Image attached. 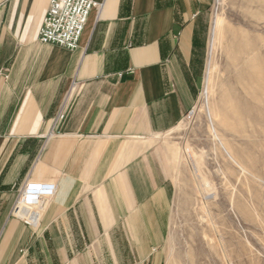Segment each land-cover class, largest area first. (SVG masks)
<instances>
[{"label": "crops", "instance_id": "1", "mask_svg": "<svg viewBox=\"0 0 264 264\" xmlns=\"http://www.w3.org/2000/svg\"><path fill=\"white\" fill-rule=\"evenodd\" d=\"M97 2L69 51L38 41L51 0H0V264H165L153 138L197 101L210 0ZM27 182L57 190L33 226L12 215Z\"/></svg>", "mask_w": 264, "mask_h": 264}, {"label": "rangeland", "instance_id": "2", "mask_svg": "<svg viewBox=\"0 0 264 264\" xmlns=\"http://www.w3.org/2000/svg\"><path fill=\"white\" fill-rule=\"evenodd\" d=\"M216 18L251 40L260 36L250 59L259 54L264 73V0H210L197 101L177 128L153 138L159 167L174 188L165 264H264V85L238 86L239 66L222 48L209 66ZM54 121L50 135L64 122L54 127ZM32 184L19 189L12 211L30 226L39 216L33 223L28 216L40 214L48 198L44 207L25 204Z\"/></svg>", "mask_w": 264, "mask_h": 264}, {"label": "built area", "instance_id": "3", "mask_svg": "<svg viewBox=\"0 0 264 264\" xmlns=\"http://www.w3.org/2000/svg\"><path fill=\"white\" fill-rule=\"evenodd\" d=\"M98 6L97 0H51L39 33V43L60 46L69 51L78 48L91 11ZM66 104L67 102L62 105L63 110L54 121V127L59 121L66 119ZM24 191L25 204L43 206L41 202L44 198L54 195L55 186L32 184ZM37 215L33 213L28 216V220L37 222Z\"/></svg>", "mask_w": 264, "mask_h": 264}, {"label": "bare ground", "instance_id": "4", "mask_svg": "<svg viewBox=\"0 0 264 264\" xmlns=\"http://www.w3.org/2000/svg\"><path fill=\"white\" fill-rule=\"evenodd\" d=\"M251 36H248L245 32L233 30L230 26H223L220 18L214 20L209 66L212 64L213 56L217 53V50L222 48L230 57L232 63L239 66L237 68L236 81L237 85L242 87L244 91H250L251 87H256V84H260V86L264 85V73L262 66L259 64L260 55L256 54L254 61L250 59L251 54L253 55L259 49L261 38L259 35H256L251 40ZM210 72L211 69L209 68L208 73L210 74ZM207 96L208 89L205 94V97Z\"/></svg>", "mask_w": 264, "mask_h": 264}]
</instances>
